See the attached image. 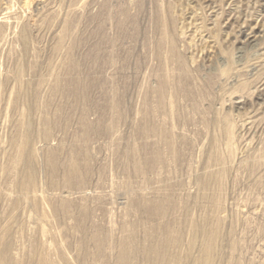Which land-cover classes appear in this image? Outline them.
I'll return each instance as SVG.
<instances>
[{"label": "rangeland", "instance_id": "obj_1", "mask_svg": "<svg viewBox=\"0 0 264 264\" xmlns=\"http://www.w3.org/2000/svg\"><path fill=\"white\" fill-rule=\"evenodd\" d=\"M0 264H264V0H0Z\"/></svg>", "mask_w": 264, "mask_h": 264}, {"label": "bare ground", "instance_id": "obj_2", "mask_svg": "<svg viewBox=\"0 0 264 264\" xmlns=\"http://www.w3.org/2000/svg\"><path fill=\"white\" fill-rule=\"evenodd\" d=\"M237 20V19H236ZM249 36V35H248ZM258 36V35H257ZM251 37V36H250ZM246 43V42H245ZM242 105V104H241ZM238 107V106H237Z\"/></svg>", "mask_w": 264, "mask_h": 264}]
</instances>
